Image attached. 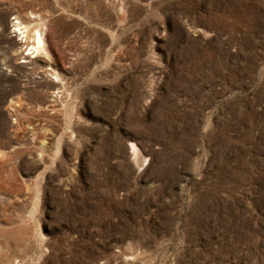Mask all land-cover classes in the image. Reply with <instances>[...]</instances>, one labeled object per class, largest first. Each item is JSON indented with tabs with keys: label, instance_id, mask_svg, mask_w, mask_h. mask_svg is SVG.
Returning a JSON list of instances; mask_svg holds the SVG:
<instances>
[{
	"label": "rangeland",
	"instance_id": "1",
	"mask_svg": "<svg viewBox=\"0 0 264 264\" xmlns=\"http://www.w3.org/2000/svg\"><path fill=\"white\" fill-rule=\"evenodd\" d=\"M0 264H264V0H0Z\"/></svg>",
	"mask_w": 264,
	"mask_h": 264
},
{
	"label": "bare ground",
	"instance_id": "2",
	"mask_svg": "<svg viewBox=\"0 0 264 264\" xmlns=\"http://www.w3.org/2000/svg\"><path fill=\"white\" fill-rule=\"evenodd\" d=\"M27 16H31V14L28 13ZM13 21L14 23H12V25L14 26L12 29L16 30L18 37L20 36L21 37L20 39H22V37H25L27 39V43L26 46L24 47L23 52L28 53L27 56H31V57L36 53V51L43 52L40 35H39V31L37 30V27H35L34 25H25L23 23H18V21L14 19ZM53 73L54 72L51 70V76H54Z\"/></svg>",
	"mask_w": 264,
	"mask_h": 264
},
{
	"label": "built area",
	"instance_id": "3",
	"mask_svg": "<svg viewBox=\"0 0 264 264\" xmlns=\"http://www.w3.org/2000/svg\"><path fill=\"white\" fill-rule=\"evenodd\" d=\"M13 32V31H12Z\"/></svg>",
	"mask_w": 264,
	"mask_h": 264
}]
</instances>
